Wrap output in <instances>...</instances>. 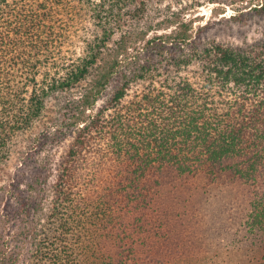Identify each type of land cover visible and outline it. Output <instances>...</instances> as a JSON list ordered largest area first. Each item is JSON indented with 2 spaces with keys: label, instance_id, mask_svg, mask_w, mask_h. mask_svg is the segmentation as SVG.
<instances>
[{
  "label": "trees",
  "instance_id": "1",
  "mask_svg": "<svg viewBox=\"0 0 264 264\" xmlns=\"http://www.w3.org/2000/svg\"><path fill=\"white\" fill-rule=\"evenodd\" d=\"M60 1L0 0V164L17 153L20 233L51 264L264 251V37L247 47L198 38L181 59L173 51L190 44L191 23L146 39L125 18L143 16L145 1H94L101 33L71 58ZM250 7L264 27V0ZM204 57L222 65L213 73L226 69L217 90L176 84L123 101L164 61Z\"/></svg>",
  "mask_w": 264,
  "mask_h": 264
},
{
  "label": "rangeland",
  "instance_id": "2",
  "mask_svg": "<svg viewBox=\"0 0 264 264\" xmlns=\"http://www.w3.org/2000/svg\"><path fill=\"white\" fill-rule=\"evenodd\" d=\"M94 1L98 3L104 0H61L59 3L58 9L61 11V18L66 22L67 40L63 46V52L71 58L84 55L88 42L101 33L95 17ZM110 1L112 0H106V7L110 5ZM142 1L147 4L144 15L137 20L125 18L127 24H129L127 25L128 29L134 28L141 35L142 32H146V39L154 35L176 33L182 29L183 23H191L189 32L193 34V37L189 40L190 44L185 45L183 51L174 48V57L185 59L183 55L192 52V41L198 38H215L224 45L247 47L250 42L255 44L264 37V27L257 24L258 17L247 14L250 11V6L261 3V0H253L251 4H248L250 0L231 1L233 3L218 0H133L132 4L140 5ZM241 11H243V14L239 17ZM135 43L142 47L144 40ZM133 45L131 44V46ZM206 46L205 44L203 48ZM204 59L191 61L188 64L180 62L177 66L164 61L159 70L152 71L144 79L133 82L123 101L127 103L138 98L137 95L140 90L153 89L152 92H159L158 89H160L165 93H169V87L176 84H189L200 89L202 86L210 85L213 90H217L226 69L223 68L218 74L213 73L212 67L218 66L221 69L222 65L207 60L205 57ZM208 62L212 63L208 64ZM42 76H39V81H42ZM261 81V86L264 87V78ZM30 88L31 86L29 90ZM237 89L238 94L241 93L242 88ZM111 90L112 87L109 91ZM263 93H258L261 98H264ZM236 95L231 92L229 97L233 98ZM16 157L17 153L12 160L0 164V264H51L50 259L39 256L33 240L26 234L20 233L22 226H27L23 224L21 226L17 216H15L17 211L13 205L17 199L10 195L13 192L17 193V190H15L17 181L12 179L16 171ZM55 165L53 164L51 167H56ZM155 194L154 199L156 201H160L161 198L167 200V197L160 198L158 193ZM173 205L175 206L174 203ZM170 206L172 207V205ZM248 256L252 258V263H248ZM261 257H264V251L251 250L246 253L241 249L234 248L218 254L215 261L213 258H209L206 263L264 264V258L259 260ZM3 259H5V263H3ZM202 259L204 261L205 258Z\"/></svg>",
  "mask_w": 264,
  "mask_h": 264
}]
</instances>
